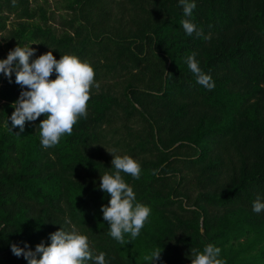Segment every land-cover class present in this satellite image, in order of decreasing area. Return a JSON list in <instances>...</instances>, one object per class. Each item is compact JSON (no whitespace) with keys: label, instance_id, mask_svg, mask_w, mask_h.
<instances>
[{"label":"trees","instance_id":"trees-1","mask_svg":"<svg viewBox=\"0 0 264 264\" xmlns=\"http://www.w3.org/2000/svg\"><path fill=\"white\" fill-rule=\"evenodd\" d=\"M194 2L185 17L179 0H59L56 27L46 6L0 0V59L17 43L74 54L99 85L87 118L45 149L43 115L11 130L12 103L26 89L0 73V264H27L12 243L34 251L73 226L107 264H151L157 248L156 264H191V248L207 244L225 264H264V211H253L257 195L264 202V0ZM183 19L203 35L188 36ZM193 53L211 90L187 65ZM113 150L139 162L140 179L121 174L151 209L124 244L109 235L110 196L99 188Z\"/></svg>","mask_w":264,"mask_h":264},{"label":"clouds","instance_id":"clouds-1","mask_svg":"<svg viewBox=\"0 0 264 264\" xmlns=\"http://www.w3.org/2000/svg\"><path fill=\"white\" fill-rule=\"evenodd\" d=\"M17 0H12L15 6ZM183 15L191 17L196 7L194 0H179ZM188 36L194 32L203 35L190 19L181 21ZM206 39L208 37H205ZM36 49L27 46H16L11 49L5 59H0V73L9 82L15 74V82L22 89L19 98L12 103L14 111L11 114V130L19 127L23 132L25 122H34L41 115L43 119L38 124L40 143L48 149L60 143L64 135L71 136L74 126L81 117L87 118L88 101L95 82V70L87 60H81L74 54L61 53L57 59L52 49L34 55ZM195 53L186 58L187 65L196 77V82L209 90L215 87L210 74L204 73L199 67ZM55 73V79H52ZM36 127V128H37ZM19 135V133H17ZM112 154L111 161L114 171L101 174L99 188L110 196L107 205H102L103 219L109 225V235L121 244L125 243V234H130L131 242L139 236L145 222L151 214V209L136 201V194L124 180L121 173L140 179L141 166L132 156ZM253 211H264V202L260 195L253 201ZM50 243H38L33 251L25 242L24 247L11 244V251L17 257L21 255L27 264H107L105 254L93 255L89 238L75 226L71 230L60 227L50 233ZM160 249H155L146 259L156 264L160 259ZM221 249L213 244H207L203 250L191 248V264H225L220 258Z\"/></svg>","mask_w":264,"mask_h":264},{"label":"rangeland","instance_id":"rangeland-1","mask_svg":"<svg viewBox=\"0 0 264 264\" xmlns=\"http://www.w3.org/2000/svg\"><path fill=\"white\" fill-rule=\"evenodd\" d=\"M32 1H34L35 3H38V4H41V5H43V6H46V8H47V10L50 12H54V18H56V20L55 21H50L54 26H56V27H61L59 24H58V19H59V17H60V14H63V13H61V12H63L62 10H57L56 8V6H57V4H58V2H59V0H32ZM4 34L5 33H2L1 35H0V46H4L5 45V42H4ZM41 54V52H39V51H37L36 50V53H35V55H34V57L35 56H38V55H40Z\"/></svg>","mask_w":264,"mask_h":264}]
</instances>
